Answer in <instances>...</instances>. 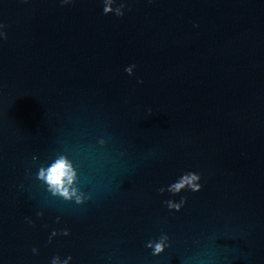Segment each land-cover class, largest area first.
Here are the masks:
<instances>
[{"label":"water","instance_id":"obj_1","mask_svg":"<svg viewBox=\"0 0 264 264\" xmlns=\"http://www.w3.org/2000/svg\"><path fill=\"white\" fill-rule=\"evenodd\" d=\"M120 3L0 0V264H264V0Z\"/></svg>","mask_w":264,"mask_h":264},{"label":"clouds","instance_id":"obj_2","mask_svg":"<svg viewBox=\"0 0 264 264\" xmlns=\"http://www.w3.org/2000/svg\"><path fill=\"white\" fill-rule=\"evenodd\" d=\"M71 2L72 0H62L63 5ZM113 4H115V0H103V13L105 15L113 14L118 18L123 17L126 5L124 3H120L113 7ZM128 10L130 11L131 9ZM0 27H5V25L0 24ZM5 39H7V36H5ZM133 67H135V65H133ZM125 71L131 75L132 67L126 68ZM75 175L76 174L72 168V165L65 158L61 157L47 169H41L39 178L44 180L49 185V188L54 195L59 194L65 199H72L75 197L76 202L81 203V196L78 195L77 190L72 187L75 180ZM199 180L200 176L198 174L187 173L182 176L179 181L171 184L168 188V191L175 194L181 192L185 188H188L193 192H199L201 191V185L198 183ZM161 192H163V189H161ZM167 204L170 209L179 211L181 205L183 204V200L181 201V204H177L172 201H168ZM64 234L67 235V232ZM165 239L166 237L162 238L161 241L155 245L154 254H159L161 251H163ZM149 247H152V245L149 244ZM53 264H58V260H54Z\"/></svg>","mask_w":264,"mask_h":264}]
</instances>
